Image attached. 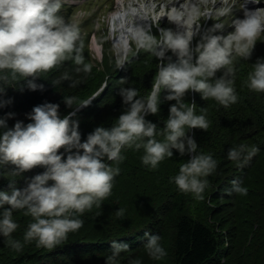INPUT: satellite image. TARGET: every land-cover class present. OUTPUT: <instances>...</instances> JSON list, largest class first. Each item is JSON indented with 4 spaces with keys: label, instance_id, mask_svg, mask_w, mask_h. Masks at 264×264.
Masks as SVG:
<instances>
[{
    "label": "clouds",
    "instance_id": "9594fccd",
    "mask_svg": "<svg viewBox=\"0 0 264 264\" xmlns=\"http://www.w3.org/2000/svg\"><path fill=\"white\" fill-rule=\"evenodd\" d=\"M62 2L0 0V96L5 94L6 86L16 84L19 91H23L25 85L29 90H42L43 84L36 83L40 73L67 60L82 66L76 68L77 72L91 71L92 65L84 63L79 27L60 14ZM226 2L221 0V3ZM249 2L259 4L261 0H243L242 18L236 17L224 28L223 23H217L220 20L209 17L215 21L210 29L212 34H202L208 22L196 32L194 21L175 12L167 14V20L176 25V29L156 23L158 37L150 31L153 24L147 31L138 29V47L150 52L159 62L150 92L146 97H138L136 88H121L124 111L110 127H95L83 141L79 122L72 117L95 95L76 106L73 97H64V104L74 110L63 116L59 113V104L46 102L32 108L27 114L30 122L26 124L17 120L9 127L8 120L15 115L12 112L0 117V168L13 165V174L19 176L37 166L44 168L43 172L26 178L25 187L17 188L10 183V191H0V237L6 238L10 248L17 251L22 248L20 241L12 238L18 227L13 213L18 210L32 218L24 232L25 243L35 240L38 246L54 248L69 232L78 230L83 221L77 217L94 205L99 207L111 194L120 168L105 161L118 165L125 158L123 149H142V164L153 170L166 157H172L173 150L181 156L190 154L178 173L169 179L181 192L191 193L196 200L204 199L206 178L216 168V160L198 152L196 141L187 133L193 128L207 130L209 122L205 115L195 113V103L184 102V96L188 91L198 92L202 99L213 98L225 107L237 101L232 80L223 74L217 77L216 73L221 69L230 73L232 69L227 66L234 56L248 60L258 38L264 35V7L250 10ZM227 8L225 11H230ZM225 11L220 13L222 17L227 14ZM199 36L193 45V39ZM130 47L131 43L126 53L123 52L124 59ZM66 78L67 74L53 80L52 84ZM248 87L264 92V58L258 57L253 63L248 73ZM162 91L166 92L164 100L175 103L169 105L168 117L161 129L145 116L159 111ZM3 103L0 101V106ZM161 136L163 139H157ZM61 148L63 151H58ZM257 151L255 146L248 149L239 145L231 148L228 156L247 160ZM232 191L241 195L247 193V189L235 181ZM124 213L123 208L116 211L118 217H123ZM160 239L158 234L144 233V248L154 260L167 254ZM109 247L111 253L105 264H117L121 253L129 249L122 240L111 241ZM129 264H140V261H129Z\"/></svg>",
    "mask_w": 264,
    "mask_h": 264
},
{
    "label": "trees",
    "instance_id": "16d2710c",
    "mask_svg": "<svg viewBox=\"0 0 264 264\" xmlns=\"http://www.w3.org/2000/svg\"><path fill=\"white\" fill-rule=\"evenodd\" d=\"M73 12L72 5L62 3L60 14L66 21L74 23L71 20ZM214 23L212 20L202 34H212L210 29ZM74 24L80 30L84 63L92 65L91 71L77 72L76 68L82 66L67 60L40 73L36 83L43 84L42 90H29L25 85L23 91H19L16 89L18 84L6 86L5 94L0 96V101H4L0 106V117L8 112L15 113L8 120L9 127L17 120L25 124L30 122L27 114L34 106L57 103L63 116L74 110L64 104V97H73L76 106L95 95L72 117L79 122L83 141L95 127H110L124 111L125 105L119 94L121 88H136L138 97H146L150 92L159 63L150 52L142 47H132L122 62L110 49V41L109 45L105 44L106 36H101L97 41L102 45L103 58L96 61L90 53L91 32L86 31L84 22ZM159 25L172 29L174 26L169 21ZM158 28L152 25L150 29L157 37ZM199 39L200 36L195 37L193 45ZM258 57L264 58V35L258 38L248 60L234 56L231 65L227 66L232 69L230 73L225 69L216 73L217 77L223 74L232 80L238 97L235 103L225 107L213 98L202 99L193 91L184 96V102L195 103V113L205 115L209 122L207 130L193 128L187 135L196 141L198 152L216 160V168L206 178L208 186L203 200L181 192L169 179L178 173L190 154L181 156L173 150V156L166 157L153 170L142 164V149H123L125 158L118 165L105 161L120 168L111 194L99 207L94 205L77 217L83 221L78 230L69 232L67 238L54 248L38 246L35 240L25 243L24 232L32 218L18 210L13 213L18 227L12 238L20 241L22 248L12 249L6 238L0 237V264H105L113 240H122L129 245L117 264L135 260L140 264H264V92L248 87V73ZM172 58L175 60L174 56ZM65 74L66 79L52 84ZM164 95L166 92L162 91L159 111L145 116L161 129L168 117L169 105L175 103L164 100ZM239 145L248 149L255 146L258 151L247 160L243 157L230 159L229 150ZM58 151L62 152L63 148ZM13 167L9 164L0 168V191H10V183L23 188L26 178L44 171L37 166L19 176L13 174ZM234 181L245 187L247 193L241 195L232 191ZM119 208L125 209L123 217L116 215ZM145 232L160 236V243L167 253L165 257L154 260L148 256L144 248Z\"/></svg>",
    "mask_w": 264,
    "mask_h": 264
},
{
    "label": "rangeland",
    "instance_id": "374dc122",
    "mask_svg": "<svg viewBox=\"0 0 264 264\" xmlns=\"http://www.w3.org/2000/svg\"><path fill=\"white\" fill-rule=\"evenodd\" d=\"M130 1L135 5H139L137 3H134V0H130ZM117 2L118 0H63L62 2L63 4L66 3L68 6L71 5L73 6L74 12L71 16V20L74 23L84 22L86 24V31L91 32L90 40H89L90 53L93 59L99 62L103 58L102 45L98 41H97L98 43L97 42L92 43V42L94 40L96 41L101 36L107 37V38L104 37L103 39L105 44L109 45V41H110V49L115 52L119 60L121 61L124 60L123 58L124 51H122L120 48L115 46V44L113 43L114 38L111 33V23L109 18L111 14L114 11H116ZM140 3L147 4L149 9V14L152 18L151 24L153 25H155L156 23H161L163 21H168L167 18L164 19L163 17L164 15L167 16V14L172 13L171 4L175 3V6L178 5L177 13H181L184 16H186L188 19L194 21L193 28L196 32L198 30L200 31L205 25V23L208 22L209 24L211 22V20H209V17H212L213 19H215V21L220 20L217 23L218 24L223 23L222 25L224 28L227 25H231L232 21L236 17L242 18L243 16V12H242L243 0H227L226 3H221V0H197V1L179 0V2H177V0H143V2ZM164 5L167 7L165 8L166 9L165 13L162 11ZM154 7H156L157 12L154 10ZM227 7L230 8V11H225ZM260 7H264V0H261L259 4H254L255 9ZM187 8L189 9L188 11H191L192 13L191 15L185 10ZM224 11L227 12V14L224 17H222L220 13ZM161 12H163L164 15ZM161 15L163 19H159L161 18L160 17ZM174 26L176 29L177 26L176 25ZM130 43H131L130 49L132 47L138 46L136 39H132Z\"/></svg>",
    "mask_w": 264,
    "mask_h": 264
},
{
    "label": "bare ground",
    "instance_id": "6f19581e",
    "mask_svg": "<svg viewBox=\"0 0 264 264\" xmlns=\"http://www.w3.org/2000/svg\"><path fill=\"white\" fill-rule=\"evenodd\" d=\"M197 1V0H196ZM143 0H134V3L139 5H135L131 3L130 0H118L117 9L114 11L110 18L111 23V33L114 38V44L122 51H125L128 48L132 39H136L137 30L143 28L144 30H148L152 21V18L149 14V9L146 3H140ZM179 2V0H177ZM248 8L250 10H254V4L249 3ZM172 13H177L178 5L175 6V3L171 4ZM167 8L164 5L163 12L165 13ZM154 10L157 12L156 7ZM190 15L192 14L189 9H185ZM161 12V13H163ZM163 13V15H164ZM186 13V12H185ZM159 19H166L167 16L162 15ZM97 41H93L92 43H96ZM98 43V42H97Z\"/></svg>",
    "mask_w": 264,
    "mask_h": 264
},
{
    "label": "water",
    "instance_id": "95a60500",
    "mask_svg": "<svg viewBox=\"0 0 264 264\" xmlns=\"http://www.w3.org/2000/svg\"><path fill=\"white\" fill-rule=\"evenodd\" d=\"M125 53H126V50H125Z\"/></svg>",
    "mask_w": 264,
    "mask_h": 264
}]
</instances>
